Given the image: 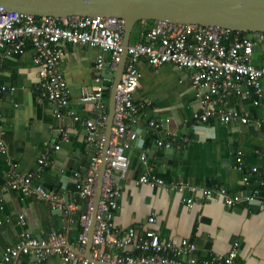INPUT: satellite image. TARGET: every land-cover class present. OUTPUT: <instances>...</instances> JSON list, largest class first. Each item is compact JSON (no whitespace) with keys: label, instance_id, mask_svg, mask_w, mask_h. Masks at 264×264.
Masks as SVG:
<instances>
[{"label":"crops","instance_id":"obj_1","mask_svg":"<svg viewBox=\"0 0 264 264\" xmlns=\"http://www.w3.org/2000/svg\"><path fill=\"white\" fill-rule=\"evenodd\" d=\"M143 26L141 23L134 41L132 33L131 43L143 38L140 30ZM63 49L62 71L68 82L69 101L62 116H55L54 103L42 98L37 91L33 50L0 59V83L8 87L0 111V143L8 147L7 152H0V260L8 247L19 243L23 233L47 236L53 230H61L70 245H76L84 230L87 200L78 196L77 185L86 176L96 149L87 142L85 126L67 111L73 110L81 120L97 119L100 113L95 109V101H85L84 97L102 90L107 100L109 91L106 89L113 83L109 74L114 70L109 66L110 55L100 47L65 44ZM99 55L107 60L100 83L96 81ZM254 59L256 64H261L258 50ZM139 67L142 77L136 102L152 105L140 115V122L132 125L128 136L132 142L131 149L126 151L129 169L127 178L121 180L122 194L113 219L114 228L121 231L120 236L131 227L136 228L139 237L152 228L164 240L175 244L190 240L196 244L194 254L199 258H207L211 253L227 254L234 243L239 242L242 264H264V208L257 203L229 207L223 198L209 201L200 198L188 207L180 193L133 181L143 172L140 155L147 149L149 162L167 181L181 178L199 186H224L235 198L249 195L258 187L259 176L252 173L249 182L243 177L251 173L254 166L264 168V98L260 105H255L252 95L247 99L232 97L231 105L243 113L242 119L224 123L213 118L187 129L184 120L200 109L198 90L191 82L190 71L180 70L169 62L154 66L145 57ZM152 119L164 121L172 131L188 133V146L183 150L158 147L147 131ZM64 132L68 133V140ZM56 144H61L59 150H54ZM239 151L244 154L243 171L235 168ZM42 154L51 156L50 163L41 169L36 181L72 204L69 211L8 188L12 165H17L24 173L38 170V158ZM21 215L25 217L24 224L20 222ZM152 215L155 220L150 223ZM127 249L140 253L132 246ZM35 263L33 255L23 254L10 264ZM44 264L67 262L59 255H52Z\"/></svg>","mask_w":264,"mask_h":264},{"label":"built area","instance_id":"obj_2","mask_svg":"<svg viewBox=\"0 0 264 264\" xmlns=\"http://www.w3.org/2000/svg\"><path fill=\"white\" fill-rule=\"evenodd\" d=\"M142 23L144 26L140 30L143 38L130 43L126 68L117 86L113 133L106 154L107 165L90 257H85L83 252L101 174L106 135L104 126L109 119V98L104 99L102 90L84 97L85 101H95V109L100 113L97 119L81 120L73 110L67 111L76 122L85 126L87 142L96 149L86 176L77 185L78 196L87 200L84 230L79 242L70 245L61 230H53L47 236H33L26 232L16 246L7 248L0 264H10L23 254L33 255L35 264H44L52 255L61 256L67 264H242L239 261V242H235L227 254L211 253L207 258H199L194 254L197 246L190 240L184 239L180 244H175L164 240L152 228L146 229L141 237L134 227L128 228L120 236L121 231L114 228L113 219L120 207L121 180L127 178L129 169L126 151L131 149L132 142L128 136L132 133V125L140 122V115L152 105L151 102H136L142 77L139 67L141 59L147 58L154 66L169 62L180 70L190 71L191 82L198 90L200 109L184 120V127L193 128L213 118L230 123L243 117L241 111L232 107V97L247 99L252 95L255 105H260L264 98V32L244 34L218 26L167 21H154L151 26L146 25V21ZM124 31L125 21L117 17H37L1 9L0 59L21 56L28 49L33 50L37 91L42 98L54 103L55 116H62L63 108L69 101L68 82L62 71L65 58L63 46L81 44L100 47L110 55L109 63L115 71L124 52ZM257 50L261 55V64L255 63ZM106 62L103 55L98 56L96 81L99 83L102 82ZM7 91L8 87L0 83V111L3 95ZM147 131L155 138L158 147L183 150L190 143L188 133L172 131L162 120H150ZM64 138L69 139L67 132H64ZM53 147L59 150L61 144ZM7 151L8 147L1 142L0 152ZM50 157L49 154H42L38 158L39 169L25 173L17 165H12L8 172V188L69 211L72 204L66 203L64 197L36 181L41 176V169L50 163ZM236 157L235 168L243 171V152L239 151ZM140 159L144 165L143 172L133 181L138 185L162 187L169 192L180 193L183 195L182 202L188 207H192L200 198L208 201L223 198L229 207L257 203L264 208V168L254 166L251 173L245 174V182H249L252 173L257 174L258 187L244 198H235L224 186H199L181 178L167 181L149 162L147 149L142 150ZM154 220V215L150 216L149 222L153 223ZM20 222L25 223L23 215ZM131 246L140 253L129 251L127 248Z\"/></svg>","mask_w":264,"mask_h":264},{"label":"water","instance_id":"obj_3","mask_svg":"<svg viewBox=\"0 0 264 264\" xmlns=\"http://www.w3.org/2000/svg\"><path fill=\"white\" fill-rule=\"evenodd\" d=\"M1 9L37 17H117L125 21L124 52L117 69L109 74L113 83L106 89L109 91V119L106 124L101 174L88 231L86 252H83L85 257H90L96 230L107 165L106 154L112 138L116 113L117 86L126 68L128 47L136 25L144 21H167L218 26L244 33L264 32V0H0Z\"/></svg>","mask_w":264,"mask_h":264},{"label":"trees","instance_id":"obj_4","mask_svg":"<svg viewBox=\"0 0 264 264\" xmlns=\"http://www.w3.org/2000/svg\"><path fill=\"white\" fill-rule=\"evenodd\" d=\"M153 22H154V21H146V23H147L148 26H151V25L153 24ZM141 23H142V22L138 23V24L136 25L135 29L133 30V35H132V39H133V41L135 40V37H136V35H137L138 31H139V28H140V24H141ZM243 33H244V32H243ZM244 34H248V33H244ZM106 93H107V95L109 96V92H106Z\"/></svg>","mask_w":264,"mask_h":264}]
</instances>
